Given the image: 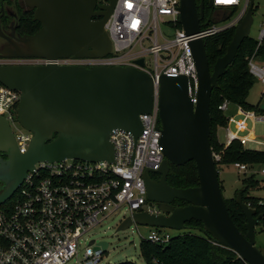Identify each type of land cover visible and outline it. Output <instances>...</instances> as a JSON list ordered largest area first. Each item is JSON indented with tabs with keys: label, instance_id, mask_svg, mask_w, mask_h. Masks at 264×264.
<instances>
[{
	"label": "water",
	"instance_id": "95a60500",
	"mask_svg": "<svg viewBox=\"0 0 264 264\" xmlns=\"http://www.w3.org/2000/svg\"><path fill=\"white\" fill-rule=\"evenodd\" d=\"M23 1L33 10L32 20L40 27L17 37L13 32L12 37L5 36L0 30L7 39L0 48V58L101 57L110 52L104 24L116 0ZM211 4L208 0L207 5ZM203 18V0L198 6L196 0H180L178 22L185 34H195L215 22L211 11L201 22ZM251 21L249 9L211 68L204 39L189 41L197 71L194 103L188 95L186 76L159 75L157 106L165 158L155 171L158 179L152 178L148 169L143 173L147 199L156 203L159 212H134L118 223L117 231L133 222L181 231L188 228L186 222L200 221L202 226L197 230L208 234L215 244L231 249L247 264H264V252L256 246L253 230L259 216H253L254 211L243 202L241 186L235 191V202L245 217L246 232L234 224L209 140L211 91L235 58ZM137 62L142 64L143 59ZM0 84L19 91L16 121L31 133L26 151L20 152L8 120L0 114V151L8 157L0 159V181L4 184L0 204L13 195L36 162L66 158L113 162L111 131L120 128L138 136L142 129L139 114L150 112L154 102L153 77L132 66L0 64ZM190 160L195 162L198 185H169V163L181 165ZM175 199L187 204L174 206ZM107 245L99 240L93 249L105 250Z\"/></svg>",
	"mask_w": 264,
	"mask_h": 264
},
{
	"label": "built area",
	"instance_id": "2783aa9c",
	"mask_svg": "<svg viewBox=\"0 0 264 264\" xmlns=\"http://www.w3.org/2000/svg\"><path fill=\"white\" fill-rule=\"evenodd\" d=\"M211 1V7L216 8L211 11L215 22H209L192 35L185 34L178 22L180 0H116L104 24L111 41L108 54L101 57L70 55L56 59L0 58V64L53 62L84 67L132 66L152 76L154 85L151 111L139 114L140 134L134 137L130 131L120 128L111 131L109 140L114 147L113 162L66 158L34 163L18 187L20 196L17 201L0 209V264H64L80 251L84 264H102L104 250L93 249L99 240L89 239L81 248L80 240L86 232L121 206L129 212L127 216L139 211L159 212L157 205L147 199L143 179L146 169L157 174L155 171L165 158L160 145L158 77L161 74L186 76L188 95L194 103L197 71L189 41L235 29L249 9L251 18L255 12L259 13L260 24L255 46L245 58L249 73L262 88L259 100L251 109L238 105L237 108L250 116L252 122L264 121V0ZM103 3H108V0ZM206 18L204 14L201 22ZM147 55L153 61L151 69L146 66ZM139 58L143 59L142 64L137 62ZM19 95L18 90L0 84V114L8 120L11 129L12 125L16 129V132L12 131L17 147L20 152H25L31 133L16 121ZM229 103L225 99L219 108L225 111ZM231 120L229 116L224 126L226 140H218L222 147L212 150L215 164L220 162L223 150L233 141H238L244 148H247V142L260 143L252 130L245 135L232 132L229 128ZM241 125L239 123L237 128L242 130ZM233 165L238 172L249 171L251 178L254 173L264 175V162L248 164L235 161ZM256 186L263 195L247 194L243 199L254 211L253 216H259L258 224L253 227L254 233L256 229L264 232V181ZM170 237L168 231L152 227L148 236L142 239L163 244Z\"/></svg>",
	"mask_w": 264,
	"mask_h": 264
},
{
	"label": "trees",
	"instance_id": "16d2710c",
	"mask_svg": "<svg viewBox=\"0 0 264 264\" xmlns=\"http://www.w3.org/2000/svg\"><path fill=\"white\" fill-rule=\"evenodd\" d=\"M97 1L98 3H103L106 0ZM196 1L198 2L199 0ZM21 20L22 30L27 34L35 32L40 27L37 21L31 19V12L26 13ZM233 32L234 29L231 28L204 39L210 68L216 58L225 52ZM254 46L255 42L248 37L243 40L235 58L226 67L224 73L219 76L217 80L218 86L211 91L209 140L214 151L222 147L218 143L215 133L216 127L225 126L228 119V116L219 108V105L226 99L241 106L243 109L252 108V105L246 102V96L254 83V79L248 71L245 57L253 50ZM235 161L248 164L263 163L264 151L244 148L238 141H233L223 150L221 160L216 162V167L219 169L221 165ZM153 176L159 177L158 174ZM166 181L169 185L179 188L198 185L195 162L190 160L181 165L169 163ZM252 183L254 182L251 177L242 182L241 186L244 187L241 193L242 200L246 199V195L244 196L243 192ZM220 187L223 190L221 183ZM224 199L234 224L242 233H245V217L235 202V192L232 197ZM172 203L175 206L187 204L186 201L180 199H175ZM185 224L188 228L171 235L166 243H154L147 239H142L139 243V248L144 264H247L234 251L215 244L208 234L198 231L197 227L202 226L200 221L190 220ZM118 264L136 263L125 261Z\"/></svg>",
	"mask_w": 264,
	"mask_h": 264
},
{
	"label": "rangeland",
	"instance_id": "374dc122",
	"mask_svg": "<svg viewBox=\"0 0 264 264\" xmlns=\"http://www.w3.org/2000/svg\"><path fill=\"white\" fill-rule=\"evenodd\" d=\"M208 0H205V10L204 14L207 16L209 13V7L207 5ZM216 9V8H215ZM214 9V10H215ZM260 24V15L258 12H255L252 15V23L250 25L247 37L252 41H255L258 35V29ZM159 40H162L161 37H158ZM146 45V44H145ZM146 66L152 68L153 61L152 58L147 55L146 57ZM261 84L254 80L252 87L249 89L246 96V102L254 106L260 97ZM264 113V112H262ZM226 116L232 117L230 122V130L237 135H245L250 130L256 136V140L260 143L247 142L245 145L249 149L264 151V121L252 122L250 117H247L245 113L237 108V105L234 103H229V107L224 111ZM240 121L246 123L245 127L240 130L236 127V124ZM12 129L16 132V129L12 125ZM216 136L219 141L224 142L226 140V128L224 126H217L215 130ZM250 167V166H248ZM251 173L247 172H238L234 167L233 163L223 164L218 170V179L223 187L222 194L224 198L232 197L235 190L240 188L242 182L249 178ZM254 183L249 184L246 188V191L243 192V195H263L259 191L258 186L260 181H264V175L259 173H254L252 176ZM20 196V190L17 189L12 196H10L6 201L0 204V209H5L13 205ZM128 211L125 210V206H121L118 210L110 214L106 219L100 221L88 232H86L80 240L81 248L88 242L89 239L105 240L108 245L104 250L101 258L102 264L111 263L118 264L120 262L130 261L136 264H144V260L141 256L139 243L142 238H146L150 233L152 227L147 225H140L133 223L125 230H116L118 223L123 219L124 216L128 215ZM162 231H168L171 235H175L179 230L173 229H164ZM256 246L264 252V232L256 229L255 232ZM82 250V249H81ZM64 264H84L83 263V254L80 251L76 256L72 257L69 261Z\"/></svg>",
	"mask_w": 264,
	"mask_h": 264
},
{
	"label": "flooded vegetation",
	"instance_id": "af4514ba",
	"mask_svg": "<svg viewBox=\"0 0 264 264\" xmlns=\"http://www.w3.org/2000/svg\"><path fill=\"white\" fill-rule=\"evenodd\" d=\"M198 3L199 1L198 2L196 1L197 6H198ZM205 4H206L205 0H203V10L205 8ZM213 10L214 8L209 7V11H213ZM28 12H31V19H32L33 10L27 7L24 4L23 0H0V30L2 34L8 37H12L11 36L12 32L14 33V37L26 34V32L22 30V20L21 19ZM5 36L0 35V48L3 47L5 43H7V39L5 38ZM0 159L2 161H5L8 159L5 152L0 151ZM149 174L152 178L158 179V177L153 176L155 174H152V173H149ZM3 185H4L3 182L0 181V194L2 193ZM178 206H182V205H178Z\"/></svg>",
	"mask_w": 264,
	"mask_h": 264
},
{
	"label": "bare ground",
	"instance_id": "6f19581e",
	"mask_svg": "<svg viewBox=\"0 0 264 264\" xmlns=\"http://www.w3.org/2000/svg\"><path fill=\"white\" fill-rule=\"evenodd\" d=\"M245 115L247 116V117H250V116H248L246 113H245ZM239 123H241L242 125V129L245 127V125H246V123L244 122V121H240V122H238L237 124H236V127L238 126V124ZM241 130V129H240Z\"/></svg>",
	"mask_w": 264,
	"mask_h": 264
}]
</instances>
